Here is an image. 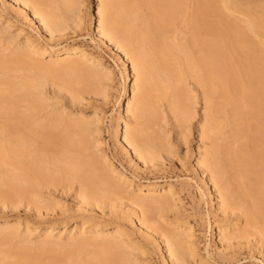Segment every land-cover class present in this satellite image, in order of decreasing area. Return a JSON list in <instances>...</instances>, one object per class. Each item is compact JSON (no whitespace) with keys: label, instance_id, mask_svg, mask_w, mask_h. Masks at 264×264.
<instances>
[{"label":"rangeland","instance_id":"rangeland-1","mask_svg":"<svg viewBox=\"0 0 264 264\" xmlns=\"http://www.w3.org/2000/svg\"><path fill=\"white\" fill-rule=\"evenodd\" d=\"M17 1L0 0V15H3L2 18L0 17V33L2 35L0 38V57L4 55L9 57L11 52L7 48L6 38H13L12 45H10L13 50H17L16 48L26 49L29 56L32 55L33 51L28 45L27 47L25 46L26 43L24 41L25 37L29 35L36 42L48 48L78 47L84 49L94 54L101 63L112 71V74L109 77L103 71V74H100L102 73L100 72L97 75L95 81L92 79L88 80L84 76L88 72L79 70L75 64L70 63L77 70L67 68L66 66L69 63H58L50 71L38 73L39 77L42 78L44 76V84L42 83L43 85L39 90L34 87L30 88L28 96L27 94L25 96V93L21 92L18 87L19 81H22V76L31 72L25 69L28 64L26 62L30 58H24V62L15 63V66L11 64L9 66L11 69L8 68L9 71L7 69L3 72L0 68V85L6 81L11 84H9V92H7L6 96L8 100H4L6 98H2L0 94V127H2L0 128V145L10 149L4 158V163L6 164L0 163L4 166V174L11 177L13 182L19 185L16 187L18 190L16 194L13 190H10L11 187L2 186L0 183V194L8 195L6 196V198L8 197L7 199L0 195V224H3L6 219H18L28 225V228L22 227L17 235L0 236V264H5L4 261L3 263L1 262L4 254L10 257L9 261H6L8 264H12V261L15 263V259L18 258L26 259L22 262L27 264H55L56 261H59V264H100L108 259L112 260L111 262L114 264L118 263L113 259L116 257L114 252H120L121 240H118L120 243L116 241L114 243L115 246L113 245L114 247L112 246L110 251H106L108 248L104 246L103 240L107 239V233H102L99 236L76 226L77 223H81L84 220L100 225L122 224L131 235L133 243H135L134 245L128 243V247H122L124 250L121 248V251L123 250L127 255L129 254L127 257L130 264H166L167 261L165 260L169 258H167L168 253L164 244L165 236L163 231L165 230L173 231L182 238L180 245L187 258L184 261L185 264H264V202L261 201L264 199V192L261 193L260 187L258 188L259 185L254 183H260L259 180H261V177L257 178L260 175L257 174L260 171L259 166L255 165L257 162L254 161L257 158L254 159L255 156L254 158L250 156L249 159L246 158L248 161L243 159L244 161L242 162L244 164L242 167H246L245 169L243 168L245 173L240 174L243 177L240 178L238 176L241 179L239 182L241 184L238 181L236 182L239 184L237 186L231 183L232 187H240L242 185L243 188H240L243 193L242 196H246L243 189L249 184L248 186L250 187L247 189L249 190L250 188L251 190L249 191L251 192L247 191L246 193L251 194L243 198L240 197L241 193L240 190H237L238 188H236V192H234L235 187H233L234 189L231 188L233 190L232 195L237 193L234 195L235 198L231 196V203L232 200H235L236 204L233 201V207L227 206L232 208H234V205L237 206L235 209H228L226 206L224 212L219 209L220 204L217 202V198L213 203L210 201L208 195L210 189L208 190V187L212 189V184L209 174L205 167L198 165L199 158L210 149L214 151L213 147L215 145L221 149L217 150L221 151L218 152L223 157L228 149L232 150L233 147L238 149L243 142L246 143L247 141L246 138L244 141L242 137H239L245 135L241 133L244 130L237 129L241 126H237L238 124L233 125L238 123L236 122L238 119L234 118V113L236 112H231L232 110L234 111V107L231 110V107L229 109L228 106H226L228 108L224 106L225 111L226 109L228 111L231 110L232 115L231 113L223 112V106L220 107V111L215 110L217 108L214 106H218L215 102L221 98L217 99V89V91L213 90V94L216 96L213 97L212 95L213 98H216V101L210 98L214 102L211 103L208 100V95L209 97L211 96L209 92H206L209 87L206 90V86H204V82L208 80L205 78L206 72L202 73L206 70V66L203 65L205 63L202 62L203 66H200L201 69L199 70L202 71L201 75L203 74L204 77L198 73L204 79L200 80V78L198 80L199 77H193L197 76L195 75L197 72L195 73L194 69L192 70H194L195 74L192 75L190 73V71L193 72L191 69L188 71L184 67L183 70V66L179 64L182 62L180 61L181 59L179 60L180 62H174V67L178 66L175 67V69L177 68L176 71L178 73L182 71L181 76H184L182 78L184 79L182 80L183 83L182 81L181 83L185 84V86L181 85V87L189 92V94L188 92L186 93V98L188 95L189 97L185 102L190 103L186 106H191L188 113L187 110L185 112L189 114L190 111V117L186 120L185 117L187 116L181 109L185 116L182 115L185 118V122H182L184 119L181 113L175 112L177 108L173 106L175 100L172 101L166 96H163V98L159 97L160 99L157 97L155 105L158 117L154 120L155 122H150V126L152 125L150 130H153V135H158L162 140L164 139L163 141H166L164 145L168 146L160 154L156 153L154 157L144 159L141 154L135 151L133 146L127 145L123 139V125L127 119L128 103L136 100V98L134 100H131V98L133 94L132 85L137 77L132 71L131 61L128 60L125 63L122 58V60L120 59V54L116 51L117 47L114 42L102 44L99 40L98 9L102 4L101 0H66V2L61 0L64 3L59 2L62 6H59L60 9H57L59 8L57 5L60 0H39L40 3L53 10L54 14L56 12L57 16L63 14L66 9H71L74 16L77 19L79 18L77 20L73 16L75 20L72 21L75 22L63 23L64 30L60 32L61 34L56 33L55 37L51 38L49 31L40 22L38 16H34L35 19L34 21L32 20L33 12L30 9L31 6L25 5L28 7H25L26 10H28L26 12H24L25 10L21 11V7L24 5H20L22 3ZM27 12L29 15H27ZM144 13L145 11L140 15H144ZM182 25L184 26V24ZM182 25L178 27L177 32L175 31V33L171 34L174 36L171 41L174 42L176 40L174 43L172 42L173 44H178L180 40V43L184 44L183 41L185 42L186 38L187 43L189 41L192 42L191 38L189 39L190 35H186V31L189 34L188 30H185L187 28ZM19 28L24 30V33L20 36H18ZM197 48L194 47V51H191L195 55L198 53L196 57L199 55V52H197L199 48ZM33 56L35 55L33 54ZM199 56L198 59H200ZM42 59L43 65H49L46 62L48 58L44 57ZM198 59L194 60L197 61ZM198 62L201 61L198 60ZM198 64L201 65L200 63ZM81 65L87 70L95 69L90 63ZM204 66L205 70L203 69ZM126 67H129L128 72L125 71ZM207 84L209 85V82ZM34 91L37 92L34 93ZM215 91L217 93H214ZM219 92L221 95L222 91L220 89ZM254 102L260 104V110L261 106L264 107L262 101L257 100ZM254 102L251 105L252 108L253 106L256 107ZM9 103L15 105L10 106ZM180 103L182 104L183 102L181 101ZM225 103V105H229L227 104L228 102ZM96 108L102 109L104 114L94 115L95 113L93 112ZM211 108L216 111L215 113L219 112L218 115L222 118L228 114V119L232 118L235 122L233 123L229 119L230 121L228 120L225 124L224 121L226 119L220 120L222 122L220 126L222 130L218 126L219 131L217 130L215 133H203L202 129L209 123L208 115L210 116ZM221 109L224 115L221 113ZM256 109L258 112L260 111L258 107ZM181 110L179 111L181 112ZM214 110L211 109V111ZM250 110L252 115H254L255 112L252 111L251 107ZM178 114L182 118L179 119L180 116ZM54 116H59L58 119L61 122ZM235 116L236 118L238 117L237 115ZM94 119L96 121H93ZM97 119H102V121L98 122L99 120ZM81 120L91 124L84 129L81 127L78 129V126L73 128L69 124V122L74 123V121L78 122ZM140 123L138 119L133 118L130 128L135 129ZM118 124H120V132L118 137H116L114 129ZM234 126L236 127L235 130ZM233 134L237 135L239 139ZM231 146L232 149H230ZM217 150L215 154L219 158ZM252 159L255 163L252 162ZM94 160L100 164V172L93 168V164L91 165ZM109 162L122 171L128 180L135 185H130V182H121L114 175L113 180L120 184L121 190L119 195H114L108 192L109 189L102 187L103 185H100L101 182L97 183L99 178L109 176L106 173L105 166H103ZM222 162L220 166L223 164L222 167L224 169V163ZM246 162H248V165ZM225 166H227V163ZM11 170L12 172H10ZM234 173L225 174L226 181L228 179H230V182L232 179L235 180L234 175L239 174ZM18 174L21 178L23 176L26 183L22 179L23 182L20 180L22 184L18 181V178L20 179ZM205 181L208 182L207 185ZM19 182L20 184H18ZM170 183L176 187V193L165 205H161L159 202L158 204L156 200L154 202V200L149 198H143L146 204L143 207L139 199H135V202L133 197H131L134 193H137L136 195L140 194L137 191L139 186H143L142 191L147 193L149 192L148 188L153 184L165 186ZM247 189H244V191ZM144 192L141 195H145L146 193ZM152 192L159 196L163 191L158 189ZM154 193L152 194L154 195ZM252 210L256 211V215H254ZM134 213L135 215H132ZM139 219L147 221L144 222L148 227L150 224L155 223L154 227L158 228L156 231L160 232L159 234L164 239L158 236L159 234L156 231L151 233V229L147 231L141 228ZM67 221L68 225L64 226V222ZM226 222L240 223V228L237 230L239 237L229 242L228 245L223 246L218 241V233H215L212 227ZM51 223H56L59 227L51 235L53 236L51 240L48 238L50 244H46L49 243V240L46 238L44 226ZM156 224L159 226L157 227ZM188 226L192 227L191 233L188 232ZM154 227L152 228L151 226L149 228L154 230ZM159 227L161 228L159 229ZM153 232H156V234ZM27 233L30 234V238L28 241H24L22 238ZM86 240L89 242L94 241L92 242L93 245L91 242L88 244ZM83 241L85 246L82 244L78 246ZM102 241V246L106 247V249L102 248ZM96 242L97 244L101 243L97 245L95 244ZM117 248L118 250H116ZM127 257L126 259H128ZM169 261L168 263L172 264ZM184 262L181 263L184 264Z\"/></svg>","mask_w":264,"mask_h":264},{"label":"bare ground","instance_id":"bare-ground-1","mask_svg":"<svg viewBox=\"0 0 264 264\" xmlns=\"http://www.w3.org/2000/svg\"><path fill=\"white\" fill-rule=\"evenodd\" d=\"M18 1L22 3L20 5L22 6L24 5L23 7H21V11L25 10L24 12H26L28 10V9L26 10V8L28 7H26L25 5L31 6L30 9L33 12L32 20L34 21L35 19L34 16H38V18L40 19V22H42L44 24L43 26L47 28V30L49 31L50 38L55 37L56 33L61 34L60 32L64 30L62 26L63 23L71 22L72 20H75L76 18L73 14V10L71 9L69 10L66 9V11L63 12V14L60 13L61 15L57 16L56 12H55L56 14L55 15L52 12L53 10H50L48 6L40 3L39 0H18ZM63 1L61 0L58 1L57 6L62 7L60 3H62ZM64 2H66V0ZM101 2L102 4L100 5L98 9V16H99L98 33L100 37L99 40L102 44H109V42H114V45H116L117 47L116 51L118 52V54H120V59L122 58L125 63L128 60L131 61L132 71L137 77L132 85L133 94L131 98V100H134V98H136V100L134 102L130 101L128 103L129 106L127 109V119L123 125L124 141L127 143V145L133 146L135 151L141 154L142 155L141 157H143L144 159L146 158L148 159L149 157L150 158L154 157L156 153L160 154L162 150L167 149L165 147H167L168 145H164L166 141L164 142L163 141L164 139L162 140L161 137L158 135L156 136L153 135V130H150L152 126V125L150 126V122L151 121L155 122L154 120L158 117V111L156 109L157 107L155 105V101H156L155 99L157 97L158 99L163 98V96L169 97L168 99H171L172 101L175 100L174 104L172 103L174 108L176 107L177 110L182 109L184 112L187 110V113H188V110L191 105L186 106L187 104H190V103L185 102L188 99L189 95L186 98L187 96L186 93L188 91L183 89L185 84L184 85L182 84L183 83L182 80H184L182 78L184 76H181L182 71L179 70L180 73L176 71L177 68L175 69V67H178V66L174 67V62L182 61L179 64L183 66V70H184V67L188 71L189 69L191 70L194 69L195 73L196 72L197 73L195 74L194 70H192L193 72L190 71V73L191 75L192 74L197 75L193 77H199L198 80L201 78L200 76L204 77L203 74L201 75L202 71H199V70L201 69L200 66L205 65L206 70L204 66L203 69L205 71L203 70L204 72L202 73L206 72L205 78L208 80L207 82H204V86H206L205 89L207 90L209 87V90H207L206 92L207 93L209 92V94L211 95L210 97L208 95L207 97L209 98L208 100L216 101V98H213L214 96H216L215 94H213V90L217 89L218 90V91L216 90L218 92L217 99L221 97L219 100H217V102L223 103L225 101V102H228L227 104L229 105H225L226 104L225 102L223 104L221 103L218 104L217 102H215V104L219 106V108L218 106H214L217 108L215 110L220 111L221 106L223 107L228 106L229 109L231 107V110H232V107H234L233 108L234 111L233 110L228 111V109H226L225 111V107L224 108L222 107L224 111L221 109V113L224 115L223 112H228V114H230L231 112L233 113L236 112L234 114L237 115L238 117L236 118V116L234 115V118L236 120L238 119L236 121L238 123H234L235 121H233L232 118H229V119L233 121L234 123V124L232 123L233 125L238 124L237 126H241V127H238L237 129L240 128L239 130H244V131H241V133L245 135H241L239 137H242L244 141H245V138L247 140L246 141L247 144L242 141L243 145L241 144V146L238 149L237 148L234 149L235 147H233L232 149V146H231L230 149L232 150L228 149L225 153L226 155H224L223 157H221L222 154L219 153L221 152L219 151L221 149L219 147L217 148V146L215 145L214 146L215 148L213 147L214 151H211L212 149H210L209 151H206L204 155L199 158V162H198V165L205 167V169L207 170L209 174V178L212 184V189L208 187V190L210 189L208 193L210 197V201L213 203L217 198V202L220 204L219 209L222 210L223 212L225 211L227 205L233 207L232 205L233 201L235 204H236V201L232 200V203H231V199H232L231 196H234L237 193L236 194L234 193L232 195L233 190H231V188L234 189L233 187H235L234 192H236L237 190L238 191L240 190V193H241L240 197L244 198L245 196V195L242 196L243 193L240 189L242 185L240 187H236L237 185L241 184L239 183L241 179H239L238 176H240V174L242 175L245 173V170H243V168L245 169L246 166L242 167V165L244 164L242 162L244 161L243 159L247 160L249 159L250 156L252 158H254L255 156L254 159L257 158L256 160H254L257 162L255 165L259 166V169L261 171V173L260 171L259 173L257 172V174H260L259 176H257V178L261 177V180L262 181L264 180V107L261 106V110H260L259 109L260 104H256L257 102H254V101L259 100L260 102L262 101V104H264V0H101ZM60 7L57 9H60ZM142 10L145 11L144 15H140L141 13H143ZM27 15H29L28 12H27ZM73 16L75 17L74 19H73ZM0 17L2 18L3 15H0ZM72 22H75V21H72ZM80 24H81V21H80ZM182 24H184V26L187 28L185 30H188L189 34H187V31H186V35L188 36L190 35L189 39L191 38L192 42L189 41L187 43V38H186V41H185L186 44L184 41H183L184 44H181L180 39H179L180 41L178 44H173L176 40L174 42L171 41V38L174 39L173 38L174 36L171 34H173V32L175 33V31L177 32L178 27H180V25ZM10 27H13V26H10ZM23 33H24V30L20 29L18 36L22 35ZM1 36L2 35L0 33V38ZM2 39H5V38H2ZM12 39L13 38H6V41L8 44L7 48H9L11 52L9 54V57L7 56L5 57V55L0 57V68L4 72L8 68L11 69V67H9L11 64H14L15 66V63L18 64L19 62H22V61L24 62L25 60L24 58L26 57L27 59L30 58L29 59L30 62L28 60L26 62L28 64H27V68L25 67V69L33 73L30 72V74L22 76L23 77L22 81L21 80L19 81L20 83L18 87L20 88L21 92L23 91L25 93V96L26 94L28 96L29 94L28 91L30 90V88L32 89V87H34L37 90H39L44 84L43 82L44 76L41 78L37 74L41 73V71L43 72L50 71L51 69H53L54 66L56 67L58 63H69L67 64L66 67L67 68L69 67L70 69L74 68V65L70 63L75 64L79 70L81 69L83 71L88 72L87 74L85 73L86 75H84L86 76L88 80L92 79L93 81H95L97 75L100 72H102L100 74H103V71H104V74H106L107 76L109 75V77L112 74V71L108 67H106V65L101 63L100 60L94 54L84 49H81L78 47L48 48L36 42V40L32 36L27 35L24 40L26 43L25 46L27 47L28 45L33 51V52L31 51L32 55L29 56V54L27 53L28 50L26 49L23 50L21 48L20 49L16 48L17 50H13V48H11L10 46L12 45L11 42H13ZM193 46L199 48L197 52H199L200 56L199 55L198 56L200 59H198V56L196 57L198 53L196 55L192 54V52L194 51ZM33 54L35 56H33ZM44 57L48 58V61L46 62L49 63V65L42 64L43 62L42 58ZM196 58L200 60L201 62H198V60L195 61L194 59ZM202 62H204L205 64L202 65ZM84 63L92 64L95 67V69L94 70L85 69L83 65H81ZM197 63H200L201 65L198 64L199 65L198 67ZM14 66H12V68H14ZM180 68L182 67L180 66ZM196 68L199 72L196 70ZM7 71H9V69ZM125 71L128 72L129 67H126ZM34 72H37L35 73L36 75L34 74ZM198 73L200 76L198 75ZM203 77L200 80H203L204 79ZM6 82L5 83L3 82L1 84L2 86L0 85V94L2 98H6L8 94L7 92H9L10 83L9 82L6 83ZM208 82H209V85L207 84ZM181 85H183V87H181ZM219 89L220 91H222L221 95L219 94L220 93ZM226 90L228 91L227 93H226ZM216 91L214 93H217ZM36 92L37 91H34V93ZM4 100H8V99L6 98ZM181 101L183 102L182 104L180 103ZM188 101H191V100H188ZM213 101H211V103ZM253 102L256 104V107L253 106L252 108L251 105H253L252 104ZM9 105L14 106L15 104L9 103ZM250 107L252 111L255 112L254 115H252ZM257 107H258V110H260L259 112L256 109ZM213 108L211 109L214 110ZM211 109L209 113L210 116L208 115V118H209L208 119L209 123L207 124L208 126L206 125L207 127L205 126L202 129V132L206 134L215 133V131L217 130L219 131V128L222 123L220 122V120L222 121L226 119L224 121L225 124L229 120L227 117L228 116L227 113H225L227 114V116L222 118L220 115H218L219 112L215 113L216 111L215 110L211 111ZM177 110L175 112H179V114L181 113V116L182 115L184 116V112L182 110L181 112ZM93 113H95L94 115L96 114L98 115L99 113L104 114V112H102V109L100 108H96ZM187 113L185 112V116L187 117L184 116L186 120H188V117H190L189 115L190 111H189V114ZM233 113H231V115ZM181 116L179 117V119L183 117ZM55 117L56 119H58L59 116L58 117L54 116V118ZM184 117H183L184 121L182 122H185ZM133 118L138 119L139 122L142 123V124L140 123L135 129L130 128L131 120ZM97 120H99L98 122L102 121V119H97ZM93 121H96V119H94ZM69 124L70 126L72 125L73 128L74 127L76 128V126H78V129L79 127L84 129V128L89 127L91 123L81 120L78 122L74 121V123L69 122ZM220 129L222 130V128ZM235 129L236 127L234 128V130ZM119 132H120V124H118L114 129V133L116 137H118ZM238 133L240 134V132ZM237 135H234V136H237ZM239 137L237 136V139H239ZM227 147L229 148V146ZM0 148H1L0 149V162L4 165L6 164L4 163V158L7 152L10 151V149L5 147L4 145L2 147L0 145ZM216 150H217V154L219 153L218 156H220L221 158L220 157L218 158L216 156L215 154ZM223 151L225 152V150ZM254 161L252 159V162ZM107 162L108 161L106 159V163ZM221 162L224 163V169L222 167L223 164L220 166ZM1 163H0V183L2 184V186L5 185L6 187L7 186L11 187L10 190H13L14 193L17 194L18 190L16 187L19 185H17L16 182H13V179H11V177L4 174L5 173L4 172L5 170L3 171L4 166H2ZM226 163H227V166H225ZM246 163L248 165V162ZM92 164H93V168H95L97 172H100V168H99L100 164L97 163L96 160H94L93 163H91V165ZM103 166H105L106 173L109 176L101 177L99 173L101 178L98 177L100 180L97 178L98 179L97 183L101 182L100 185H103L102 187L109 189L108 192H110L111 194L119 195L121 193L120 184L113 180L114 175L117 176L118 180L121 182H130L131 183L130 185H135L133 182L128 180L127 176L122 171L115 168L112 163L109 162L108 164H105ZM225 167L227 168L225 169ZM221 168L222 170H225V171H222ZM230 171L235 172L234 174H239V175H234L235 180L232 179L231 182H230V179H228L227 181L225 179V174L226 175H228V173L232 174V172ZM10 172H12V170ZM19 176L20 175L18 174V177ZM230 176L228 177L230 178ZM242 177L243 176H240V178ZM21 179L24 180V182L26 183L23 176L22 178L20 176V179L18 178V181H20ZM261 180H259L260 183H257V182H254V183L259 185L258 188L260 187L259 189L262 193L264 192V183H263L264 181L262 182ZM237 181L239 184L236 183ZM20 182L18 184H20ZM205 183L206 185L208 184V182L206 181ZM231 183L232 185L234 184L236 186L232 187ZM248 185L244 187V189H247L248 187H250ZM142 187L143 186H139L137 188V191L140 194L136 195L137 193L136 194L134 193V195L133 196L131 195V197H133L135 202H136L135 199H139L143 207L146 206V204L144 203L145 200L143 201V198L144 199L149 198L150 200H154V202L157 201V203L159 202L161 205H165L173 198V196L176 193L175 192L176 187L171 183L165 186L158 185V184L151 185L148 188V191H149L147 192L148 195L146 192L142 191ZM236 188L238 189L236 190ZM158 189H160V191H163L161 192V194H159V196H157L156 193L152 192ZM244 189H243V192L246 194L245 197L249 196V194L251 193L247 194L246 192L247 191L251 192L249 191L251 189L249 188V190L247 189L245 191ZM13 191H12V195L14 194ZM143 192L146 194L141 195L143 194ZM152 193H154V195ZM0 195L3 197L5 194L4 195L0 194ZM6 196L4 197L6 198ZM133 199L131 198L132 201ZM261 201L264 202V199ZM140 203L138 202L139 205ZM229 206H227L228 209H235L237 205L236 206L234 205V208L229 207ZM252 212L254 213V215L258 213V211L255 213L254 210H252ZM261 213L263 214V212ZM132 215H135V213ZM139 221H140L139 222L140 227L147 231L148 229L149 231L151 229V233L152 231H156L158 229L154 227L155 223H153L154 225L148 224L149 227L152 226V228L153 227L155 228L153 230L152 228H149L147 224H145V222L147 221L145 220L142 221L141 219H139ZM66 225H68V221L64 222V226ZM76 226L81 227L84 231L89 230L91 233L95 235H99V236L102 235V233H107L106 236L108 237L107 239H105L106 241L105 240L103 241H104V246H107L109 250L106 249V247L102 246L103 241L101 244L102 248H105L106 251H110V248H112L114 243L118 240L119 241L121 240L120 241L121 248L128 247V243H131L133 245L135 244L133 243V239H131V235L129 234L128 230H126V228H124L122 224H114V225L102 224L100 225V224L92 223L89 220H84L81 223H77ZM158 226L159 225H157V227ZM22 227L28 228L27 223L21 222L18 219L17 220L16 219L15 220L6 219L4 220L3 224H0V236H4V235L12 236L14 234L17 235V233L21 230ZM58 227L59 226L56 223H51V224L44 226V232L47 235L46 238L47 239L49 238L51 240V238L53 237L51 235H53L54 231L57 230ZM160 228L161 227H159V229ZM239 228H240L239 222H226V223L216 224L214 227H212V230L215 233H218V241L222 243L224 246L226 244L228 245L229 242L239 237V234L237 233V230H239ZM187 229H188V232L191 233L192 227L188 226ZM156 232H153V233L156 234ZM159 233L160 232H158V234ZM163 233H164L165 239L160 234L158 236L164 239L165 248L168 253L167 258H169L168 260H170L169 262H171L172 264H175L177 262L179 264H182L181 262H184L187 259L180 245L182 238L180 237L179 234L173 231L165 230L163 231ZM29 238H30V234L27 233L22 239H24V241L25 240L28 241ZM50 240H49V243H46V244H50ZM90 242L92 243L94 241H90ZM90 242L87 241L88 244ZM100 243L98 244L100 245ZM80 244L85 246L84 241L83 243H79L78 246H81ZM95 244H97V242ZM120 247L118 246V248ZM118 248L116 250H118ZM121 248H120V252H114L116 254L115 255L116 257L113 260H116L118 262L115 264H130L129 258L127 257L129 256V254L127 255V253L123 251L124 250L123 248H122L123 250L121 251ZM15 257L17 258V256ZM126 257L128 259H126ZM9 258L10 257H8V255L4 254L3 258L1 259L2 260L1 262L3 263L4 261L5 264H8V262L6 263V261H9ZM10 260L12 261V259ZM23 260H26V259H23ZM23 260L21 258L15 259V263L14 261H12L13 262L12 264H27L26 262L23 263L22 262ZM164 260H165V257H164ZM168 260H165V261H167L168 263ZM106 261H104V263L102 261L101 262L103 264H114L113 262H111L112 260L110 261L108 259ZM56 263L59 264V261L58 262L56 261Z\"/></svg>","mask_w":264,"mask_h":264}]
</instances>
